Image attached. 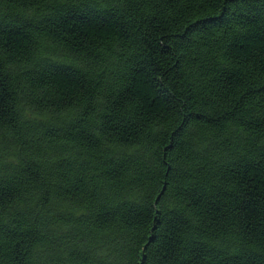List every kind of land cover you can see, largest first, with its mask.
<instances>
[{"label": "trees", "instance_id": "1", "mask_svg": "<svg viewBox=\"0 0 264 264\" xmlns=\"http://www.w3.org/2000/svg\"><path fill=\"white\" fill-rule=\"evenodd\" d=\"M0 264H264V0H0Z\"/></svg>", "mask_w": 264, "mask_h": 264}]
</instances>
